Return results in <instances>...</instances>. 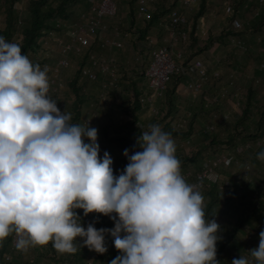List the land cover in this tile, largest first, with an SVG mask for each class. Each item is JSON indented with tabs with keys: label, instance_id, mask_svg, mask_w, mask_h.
<instances>
[{
	"label": "clouds",
	"instance_id": "9594fccd",
	"mask_svg": "<svg viewBox=\"0 0 264 264\" xmlns=\"http://www.w3.org/2000/svg\"><path fill=\"white\" fill-rule=\"evenodd\" d=\"M48 72L0 36V246L14 233L25 252L51 242L74 253L82 238L105 253L110 234L120 250L110 264H220L221 226L206 217L202 192L182 174L172 134L150 125L137 137L142 151L126 148L129 163L116 175L111 154L100 156L93 117L71 123L49 95ZM257 158L264 161V151ZM78 209L110 216L115 226L85 227ZM251 256L264 264V231ZM231 264L250 261L241 255Z\"/></svg>",
	"mask_w": 264,
	"mask_h": 264
},
{
	"label": "rangeland",
	"instance_id": "374dc122",
	"mask_svg": "<svg viewBox=\"0 0 264 264\" xmlns=\"http://www.w3.org/2000/svg\"><path fill=\"white\" fill-rule=\"evenodd\" d=\"M130 1L131 0H116V14L113 16H105L103 18V23L106 28L102 32L98 33V35L101 36H121L124 39L125 45L122 49L112 48V51L106 52V54L104 53L109 58L114 57L113 55L115 53L113 52L118 53L123 51L125 55L121 62L119 60L121 70L117 65L121 74V77L118 79V81L120 80V83H117V86L115 87V89H119L120 91V94L118 95L119 103H115L116 106L112 105V107L100 105L96 110V106L99 105V92L96 91H98V87H100V89L102 88L104 80L100 79L98 81V79L102 76H100L97 81H88L86 79L79 78L77 68L88 63L84 54H69V66L66 69H63V75L66 83L63 92L66 100L65 111L70 112V106L75 98L74 91L69 86V82L77 74L78 86H80V90L83 92L86 99V103L82 109L80 123L85 125L82 123L85 111H88V107L94 106L93 110L96 111V116L90 126L98 129V143L100 144V147L103 148L106 147V145L102 136V127L109 121L114 122L113 126L115 128L121 125L124 134L133 135L139 129H145L146 131L150 121L158 115L157 119L159 121V119L162 118L161 114H163L161 111H166V104L164 101L165 97L163 96V98L160 99L153 95V92L150 89H145L143 86L144 80L142 82V79L145 77L144 67L149 58V51L147 50L148 46L144 44V40H146L147 43L148 38L151 36L147 35L146 38L137 41L138 37L136 38L135 35L137 32L133 28L134 25L130 23ZM147 1L153 10L152 16L157 10L156 8H159L158 18L154 19V22L151 21V23L153 22L154 24H157V28L155 30L158 36L156 39L154 38L157 44H162L163 42L166 43L163 38L165 32L163 27L168 21L169 14L171 12L177 11L186 15L188 23L184 29L188 32L193 22V15L200 5V0H195L193 3L187 5L181 3V0ZM232 1L236 3V7L240 15L239 17L243 20L245 27L253 24L258 19V17L255 16V12L264 8V2L259 3L258 0ZM27 2L28 0H18L16 3L19 15H24L26 12ZM96 3L97 2L91 4L89 0L73 1L69 3L68 7V9L72 10L71 16L69 18H58L57 21L61 24L62 28H65L63 23L68 25L76 22L82 13H88L91 5H95ZM134 10L136 23L139 22V24L144 25L147 20L138 18L137 21V0L136 3L134 0ZM210 12H212L215 16V22L211 25H207V23L204 25V21L206 22V16H212L211 14L209 15ZM203 18L204 21H201ZM3 21L4 12L0 4V26ZM196 23H198L196 36L199 38L197 45L194 46L190 39L184 42L179 41L177 44L172 46L173 51H179L183 60L193 59V57L203 59V63L206 68L212 72L219 71L220 76L213 81L211 80L212 87L210 89L196 95H188V93L183 90V84L179 82L175 97L176 110L173 112L171 111L172 117L170 119L171 126L177 133L171 134L177 146V156H189L192 152L197 150V148L202 150L201 154L198 155V160L194 162L193 165L192 163H188L187 168L184 169L191 171V173L200 170V168L205 164L209 163L214 158H218L221 153L223 154L228 151V156L223 160L217 171L218 174L229 176L233 185L237 188V191L235 192V188L228 189L226 192L219 191L218 194L222 193L223 196H221L217 203L213 204L214 206L209 214L210 219H215L220 224L221 227L219 235L221 237L226 232L231 230V225L236 222L240 213L247 212L251 206H253V202L259 194L258 191L263 190L264 187V161L257 158V153L264 151V115L261 113L264 103V69L259 67V63L262 60L264 53V37L252 29H244L239 33V37L244 41L242 47L232 45L230 36L228 35L224 36L222 40L218 39L221 31L225 30L230 25L223 9L222 0H207L206 10L203 16L200 17ZM209 36H212L211 42L209 41L203 46L204 41ZM42 42H44L46 49L52 44V41H49L48 39H46V41L43 40ZM201 47L203 49L199 50ZM56 49L58 50V48L54 47V51H50L47 56L45 55L46 50L32 51L28 53V56L31 60H35V62H41L42 68L46 66L50 70L51 65L58 58ZM141 63H143V65H141ZM123 65L125 66L123 67ZM138 66H141L142 68H138ZM135 67L138 69H135ZM133 72L137 75L139 74L138 76L141 78L138 82L134 81L136 86L140 89V94L147 96L153 95L152 98L155 100L152 101V106L156 110V112L151 111V105L149 104L143 105L144 107H142L140 112H138V121L135 123H132L133 120L129 115V107H131L132 104L131 100L134 98L133 88L130 81V75L133 74ZM230 72H234L235 74L233 85H230L227 79ZM124 74L128 78V82H125L126 86L123 87L121 84V78L124 77ZM125 80L127 79L125 78ZM93 88H95L94 92H92ZM248 88H252L253 90V103L252 107H250L249 115L243 119L241 118L242 108ZM112 91L113 90H111L110 95L112 94ZM211 93H213L212 96H210ZM205 95L212 98L213 96H216L219 104L215 109L211 108L213 110H210L209 112H199L193 116L191 108L187 105V100L189 99L192 101L193 98L195 101H198L199 104L202 100H206V98L203 97ZM129 102L130 104H127ZM198 106L199 105H197L196 108H198ZM224 113H229V117L222 121H218L217 119ZM165 119H169V116ZM165 119H161L160 121ZM237 120L240 121V123L238 122L240 127L246 128L247 132L249 130H253L257 135V140L256 142H253L255 138L248 137L247 133L244 137L245 139H240L239 143L242 144L244 142H249L251 144V148L249 150L237 152L234 149L235 147L228 146V149L223 151L221 148L222 144L220 143L222 140L226 141V138L232 133L234 129L233 126ZM208 123L214 124V130H205V125ZM234 127H236V125ZM114 130L116 129H111L110 132H113ZM126 148L130 150V154L135 151H142L139 146L129 148L119 144H116L113 149L106 150L114 159V171L124 169L129 163L127 157L124 155V150ZM242 162H249L251 165L250 172L246 174L243 172L240 165ZM211 177L215 179L214 175H211ZM190 179L191 177L188 181H191ZM203 196L204 203L206 204L209 201V197L205 194H203ZM77 211L82 217L83 209H78ZM103 216L105 217V221L102 227L113 228L115 226V221L112 220L110 216H106L104 214ZM260 220H264V208L259 211L256 219L252 221L253 224H246V226L239 232L238 237L229 243L223 252V260L220 264H231L233 258H239L241 255L248 257L250 264H254V258L251 256V249L258 246L260 242V232L264 231V228L256 231V239L253 241L252 247L247 254L244 251V244L248 230L247 228L254 227ZM105 242L108 248L107 252L98 253L95 250L88 248L83 256H79L76 259L73 258L70 263H68V260L67 263L106 264L107 259L112 256L114 252L115 245L114 238L111 237L110 234H106ZM45 246L46 245H37L30 248L28 251L23 252L29 258L35 260L36 264H44V257L48 254ZM118 251L120 253V250ZM2 264L8 263L4 262ZM51 264H53V262H51Z\"/></svg>",
	"mask_w": 264,
	"mask_h": 264
},
{
	"label": "trees",
	"instance_id": "16d2710c",
	"mask_svg": "<svg viewBox=\"0 0 264 264\" xmlns=\"http://www.w3.org/2000/svg\"><path fill=\"white\" fill-rule=\"evenodd\" d=\"M76 1V0H28L27 6H26V12L24 15H19V10L16 7V3L18 0H0V4L2 6L3 12H4V21L2 25L0 26V36H4L8 41L18 43L21 48L22 52L28 55L30 51H36L39 50L41 47H43V40L46 39V36L51 31H61L60 23L57 21L58 18H69L71 16L72 10L68 9L69 3ZM90 1V0H89ZM99 1V0H95ZM259 2V0H258ZM264 2V1H263ZM262 2V3H263ZM136 3V0H135ZM206 4L207 0H200V5L198 6L197 10L195 11L193 15V22L191 25L190 30L187 32V40L190 39L192 44L194 46L197 45V42L199 38L196 36V29L198 23V19L203 16L205 10H206ZM130 10H129V16H130V23L133 26V28L136 30V32H139L138 35V41L142 40L147 36L149 26L151 24V21L158 18V12L159 9H157L152 19L147 20L144 24V28H137V23L135 21V10H134V0H131L130 3ZM233 13L235 16L239 15V11L236 7V3L233 2ZM240 16V15H239ZM258 19L251 24L248 27H245L243 24L242 28H235L231 25V19L232 17L227 16L229 21V26L221 31V34H219L218 39H223L224 36H236L239 37V33L242 32L244 29H252L256 31L257 33H260V35H263L262 28L264 26V8L262 10H259L257 14H255ZM263 37V36H262ZM241 39V38H240ZM212 36H209L203 43V46L206 45L209 41L211 42ZM186 41V40H185ZM184 42V41H182ZM92 49V45L90 47ZM203 49L202 47L199 48ZM86 56V54H84ZM194 58V57H193ZM192 59H186L184 61H181L180 58H177V61L179 63H183V65H186L188 61ZM34 63H39L42 67L41 62H35V60H32ZM116 63V62H115ZM118 65V64H117ZM80 68V67H79ZM79 68H77V72L79 74ZM50 72V70H49ZM208 74V72H207ZM49 75V73H48ZM186 75L184 74H171L169 76V79L167 83L165 84V88L162 93V97L164 96L165 104H166V111L162 110L161 114L162 118L158 121V116L153 118L148 127L147 130H149V126L152 124H159L163 130L170 132L172 134H176L175 130L171 126V113L176 110V104H175V97L177 93V87L179 82H181L183 79H185ZM80 78V75H79ZM125 78L127 80H125ZM128 81V78L124 75L122 78L121 84L126 86L125 82ZM131 81V85L133 88L134 98L131 100L132 104L131 107H129V115L132 118V123H135L138 121V112L142 109L143 104L140 102L139 96L140 89L134 81ZM69 86L73 89L75 98L73 103L70 106V112L72 115L71 123H80L81 121V115H82V109L84 104L86 103L85 96L83 95V92L80 90V86H78L77 82V74L74 76L71 81L69 82ZM127 91V90H126ZM253 90L252 88L247 89V94L245 101L243 102V108H242V115L241 118H245L250 113V107H252L253 103ZM130 101V99H129ZM127 104H130L127 103ZM219 103L216 101L207 103L206 100H202L201 104L198 106V108H191L192 115L199 112H209L210 110H213L216 108V106ZM197 107V106H196ZM213 108V109H211ZM172 111V112H171ZM262 115H264V103H263V110ZM165 115V116H164ZM167 116H169V119H165ZM161 119H165L160 121ZM242 119V120H243ZM260 119V116H259ZM240 121L237 120L234 124L236 127L233 126V131L225 140H222L220 144H222L221 148L223 151L228 149V146L236 147L237 145H240L239 141L240 139L244 138L246 134L248 133V137H254L255 139L253 142H256L257 135L254 133L253 130H249L247 132L246 128L240 127ZM81 124V123H80ZM114 122L109 121L107 124H105L102 127L103 132V140L105 141L106 147L105 150L113 149L116 144L127 146L129 148H135L138 147L137 145V137L141 134L142 131H145V129H139L136 133L133 135H126L122 131V126L114 127ZM111 129H116L113 132H110ZM146 130V131H147ZM245 139V138H244ZM250 141V140H248ZM223 142V143H222ZM134 145H136L134 147ZM107 148V149H106ZM235 149V148H234ZM249 150V149H248ZM202 150L198 149L191 153V155L177 156L178 159L181 162V170H184L187 168L188 163H194L198 160V155H200ZM123 170V169H122ZM122 170L114 171L116 175H119ZM250 172V171H249ZM196 172L191 173V179L193 180L194 175ZM211 182V183H210ZM231 182V188L228 189H234L235 185H233V182ZM215 180H212L211 178H207L202 185L198 186V190H200L203 194L207 195L209 197V201L205 204V213L206 217H209V214L213 208V204L217 203V201L223 196V194H218L219 190L217 189L215 185ZM226 190L222 192H226ZM237 191V188H235V192ZM221 192V191H220ZM258 195L256 197V200L253 202V206L247 211L240 213L239 218L231 225V230L229 232H226L221 238L217 241V259L220 260V262L223 260V252L226 249V247L229 245V243L232 240H235L238 237L239 232L246 226L252 225L253 220L256 219V216L259 214V211L264 208V187L263 190L258 191ZM105 217L101 213H95L93 215L91 223H94L97 228H102L103 223L105 221ZM82 221H85L84 215H82ZM250 229V228H247ZM11 235H9L3 242L2 246H0V264L6 262L8 264H36V261L32 258H29L27 255L24 254L23 251L15 249L12 247L11 244ZM77 240V251L74 253H60L58 252L52 245L51 242H49L45 247L46 251H48V254L44 257V264H68L71 262L73 258H78L79 256H83L85 254V251L88 249V246L83 245L82 238ZM44 246V245H43ZM118 249L114 247V252L112 256H110L107 259L106 264H110L111 260L114 259L117 255H119ZM6 255L10 256L9 260H6ZM69 260V261H68ZM68 261V263H67Z\"/></svg>",
	"mask_w": 264,
	"mask_h": 264
},
{
	"label": "built area",
	"instance_id": "2783aa9c",
	"mask_svg": "<svg viewBox=\"0 0 264 264\" xmlns=\"http://www.w3.org/2000/svg\"><path fill=\"white\" fill-rule=\"evenodd\" d=\"M195 0H182L181 3L184 5L193 3ZM264 0H259V3H262ZM91 4L97 2L95 5H91L88 13H82L80 15L81 23L74 28L71 33L70 41L63 40V36L55 35L57 31H51L48 36V40H55L54 43L58 48V58L51 65L49 78H50V92L49 95L52 99L57 100V105L61 111L65 110L66 100L63 95L64 87L66 85L63 69H66L69 66V54H86L87 64L79 66V75L80 78L86 79L88 81H95L100 76L107 75L108 77L102 83L104 91H101L99 94V102L105 103L108 99V92L111 88L116 86L118 79L121 77L119 69L114 65L113 58H109L103 55L98 54L96 51L91 50L90 47L93 44V41L96 40L98 33L105 30L106 26L103 23V18L105 16H113L117 12V2L116 0H90ZM223 9L226 16L232 17L231 25L235 28L243 27V20L241 17L235 16L233 13V1L232 0H222ZM153 10L150 5L146 3L145 0H140L137 5L136 16L144 20H150L152 18ZM258 12L256 11L255 14ZM188 20L185 14L177 11H173L169 15L168 21L164 24L166 30L168 31V38H170L171 44H176L179 41L187 40V32L184 27L187 25ZM262 33L264 37V26L262 28ZM232 45L242 47L244 41L235 36H230ZM46 41V39H45ZM100 47L112 46L114 48H120L123 46L124 41L119 36H108L103 35L99 38L97 42ZM149 47L150 60L144 70V75L147 79L148 86L155 96H162L165 84L167 83L169 76L171 74H184V75H197L198 78L188 80L185 83L186 89L192 92L193 95H196L201 92L203 88L204 80L207 78V68L204 65L203 61L200 58H193L188 61L186 65L179 63L177 58L181 57V54H174L169 45L157 44L154 37H149L147 40ZM45 55H49L50 51H54V47L49 45L46 49ZM259 67L264 69V53L263 58L259 63ZM213 76L217 79L220 76L219 71H214ZM235 74L230 72L227 76L228 82L230 85L234 84ZM147 96L141 94L139 96L140 102L143 105L149 104L150 110L156 112L155 108L152 106L153 98L152 96ZM217 100V97L213 96L206 99L207 103H211ZM229 117V113H224L217 120L222 121ZM90 119L92 122V117L90 115L86 116L83 120V124H87V121ZM214 124L208 123L205 125L206 131L214 130ZM251 148L249 142H244L235 147L237 152H243ZM104 151L103 147H100V155L103 156ZM228 156V151L221 153L218 158H214L209 163L205 164L200 170L196 171L193 180L188 181L191 177V171H183L185 179L197 186L203 184L207 178L215 180V185L219 191H224L229 188L231 185V179L227 175L218 174V169L222 164L223 160ZM243 172L246 174L250 171L251 165L249 162L240 163ZM215 176V179L211 177ZM231 188V187H230ZM95 215V212L89 213L88 216H84L85 221H82L85 227L88 223H91L92 217ZM264 228V220L258 221L254 227L247 230L244 244V251H250L253 241L256 239V231L258 229ZM12 247L16 248V236L13 233L11 236ZM6 260L10 259L9 255H6Z\"/></svg>",
	"mask_w": 264,
	"mask_h": 264
},
{
	"label": "crops",
	"instance_id": "0c3cea01",
	"mask_svg": "<svg viewBox=\"0 0 264 264\" xmlns=\"http://www.w3.org/2000/svg\"><path fill=\"white\" fill-rule=\"evenodd\" d=\"M139 1L140 0H137V5H138V3H139ZM146 1V3H148V1L147 0H145ZM181 2H182V0H181ZM149 4V3H148ZM156 9H159V8H156ZM212 15V16H206V22L204 21V18L203 19H201V21L203 20L204 21V25H206V23H207V25L209 24V25H211V24H213L214 22H215V16L212 14V12H210L209 13V15ZM170 15V14H169ZM208 17H210V18H208ZM139 19H142V18H139ZM152 19V18H151ZM210 19V20H209ZM144 20V19H143ZM81 21V19H80V17L78 18V20L76 21V22H74V23H72V24H65V23H63L64 24V26H65V28H62V26H61V24H60V26H61V31H57L56 33H55V35L57 36V35H61V36H63V40H65V41H70V38H71V33H72V31L74 30V28L78 25V23H81L80 22ZM137 21H138V17H137ZM154 22V21H153ZM151 23L150 24V26H149V29H148V35L149 36H152V37H154L155 39L157 38V36H158V34H157V32H156V28H157V24H154V23ZM137 25V28H144V25H141V24H139V22L136 24ZM161 27V26H160ZM163 30H165V32H164V40L166 41V43L165 42H163L162 44H165V45H169L170 46V49H171V51L176 55V54H181L179 51H173V45L174 44H171V42H170V38H168V34H167V30H166V27H165V25H164V27H163ZM196 32H197V30H196ZM135 35H136V38L138 37V35H139V32H137V33H135ZM103 36V35H102ZM101 35H98L97 37H96V40H94L93 41V44H92V49L91 50H94V51H96L97 53H99L100 55H105L106 54V52H109V51H112V48H114V47H112V46H107V47H100V46H98V41H99V38H101L102 37ZM108 36H111V35H108ZM68 37V38H67ZM121 39H123L121 36H119ZM145 38H146V36H145ZM68 39V40H67ZM50 41V40H49ZM52 41V44H51V46H54V47H56L57 48V46H56V44L54 43V39L53 40H51ZM123 41H124V39H123ZM138 41V40H137ZM144 44L145 45H147L148 46V44L146 43V40H144ZM177 44V43H176ZM124 45H125V43L123 44V46L122 47H120V48H117V49H122L123 47H124ZM114 49H116V48H114ZM147 50L149 51V47L147 48ZM56 51H58L57 49H56ZM105 53V54H104ZM111 53V52H110ZM113 53H115L113 56V60H114V65L117 67V64H118V67L120 68L121 67V65H120V63H119V60H120V62H121V60L124 58V53H123V51L122 52H118V53H116V52H113ZM71 54V53H70ZM72 54H74L73 52H72ZM112 54V53H111ZM106 57H108L107 55H105ZM111 57V56H110ZM181 58V61H184L183 59H182V57H180ZM201 59V58H200ZM149 60H150V53H149V58H148V60H147V63H146V65L148 64V62H149ZM202 61H203V59H201ZM117 64H116V63ZM124 62V61H123ZM122 62V63H123ZM141 65H143V63H141ZM146 65H145V67H146ZM125 65H123V67H124ZM117 67V68H118ZM145 67H144V69H145ZM138 68H142L141 66H138ZM137 67H135V69H138ZM120 70H121V68H120ZM207 72H208V76H207V78L204 80V83H203V88H202V90H201V92L200 93H202L203 91H207L208 89H210L212 86V82H211V80L213 81L214 79H216L214 76H213V73H214V71L212 72V71H209L208 69H207ZM125 75V74H124ZM130 75V74H129ZM139 75V74H138ZM136 73H134L133 72V74H131L130 75V78H131V80L132 81H139L141 78H140V76H138ZM108 76L107 75H105V76H102V77H100L99 79H98V81L101 79V80H106V78H107ZM192 77L194 78V79H197L198 78V76L197 75H186V77H185V79H183L182 81H181V84H183V90H185L187 93H188V95L189 94H191V95H193L192 94V92H190V91H188L187 89H186V86H185V83L188 81V80H190V79H192ZM123 78V77H122ZM122 78H121V82H122ZM144 79H142V82H143V80H144V84H143V86L145 87V89L147 88V89H150V87L148 86V82H147V79H146V77H143ZM95 81H97V80H95ZM128 82V81H127ZM141 82V83H142ZM118 84L120 83V80L117 82ZM116 86H117V84H116ZM116 86H114L113 88H111L110 90H109V92H108V99L106 100V102L105 103H100L99 102V95H98V103H99V105L98 106H96V110L99 108V106L100 105H104V106H107V107H112V105H115L116 106V104L115 103H119V99H118V95L120 94V91H119V89H115V87ZM94 89V90H93ZM92 89V92H94L95 91V88H93ZM115 89V90H114ZM111 90H113L112 91V94L110 95V92H111ZM151 90V89H150ZM101 91H104V88H103V84H102V88L100 89V87H98V91H96V92H99V94L101 93ZM152 91V90H151ZM213 95V93H211L210 94V96H212ZM210 96H203L204 98H209ZM158 97V96H157ZM158 98H160V99H162L163 97H158ZM153 100H155V99H153ZM187 105L189 106V108H196V106L198 105V101H195V99H193L192 98V101L191 100H187ZM201 103H199V105H200ZM190 105H191V107H190ZM90 106V105H89ZM91 107V106H90ZM88 107V111H85V114H87V115H90L91 117H93V119L95 118V116H96V111H94L93 110V108H94V106L93 107ZM87 109V108H86ZM149 110V109H148ZM189 113L191 114V112L189 111ZM84 114V115H85Z\"/></svg>",
	"mask_w": 264,
	"mask_h": 264
},
{
	"label": "bare ground",
	"instance_id": "6f19581e",
	"mask_svg": "<svg viewBox=\"0 0 264 264\" xmlns=\"http://www.w3.org/2000/svg\"><path fill=\"white\" fill-rule=\"evenodd\" d=\"M192 165H193V163H192ZM222 234V233H221ZM235 256V255H234Z\"/></svg>",
	"mask_w": 264,
	"mask_h": 264
}]
</instances>
